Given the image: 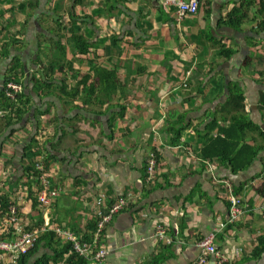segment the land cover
<instances>
[{
	"label": "crops",
	"instance_id": "crops-1",
	"mask_svg": "<svg viewBox=\"0 0 264 264\" xmlns=\"http://www.w3.org/2000/svg\"><path fill=\"white\" fill-rule=\"evenodd\" d=\"M240 1L199 0L197 13L179 17L175 6L164 0H37L35 7L27 5L29 0H0L3 34L21 37L23 46L11 52L20 58V82L32 101L24 120L15 125L17 130L10 133L0 126V193L9 194L28 227L37 226L39 217L48 214L52 224L80 236L90 231L97 207L126 196L128 205L103 233L107 264H198L197 242L211 232L219 254L227 259L223 264H264V247L255 254L264 237V197L257 192L264 181V139L258 135L264 133V30L256 27L264 11L255 17L250 10L240 29L222 24ZM59 2L62 10L57 14ZM21 3L26 6L20 8ZM112 3L116 7L109 13ZM69 11L79 15L74 30L91 43L89 59L75 55L63 76L54 69L52 86L37 93L31 77L41 69L37 58L44 66L48 62L42 54L49 50L44 37L63 32L56 20L60 15L65 25ZM219 46L234 51L223 57ZM9 59H1V74ZM111 64L120 82L126 83L122 92L111 95L127 98L122 116L119 106L83 104L82 87L76 96H66L59 88L64 85L70 91L81 73L92 79L95 65ZM233 83L242 90L244 114L258 127L246 130L241 141L257 147V155L237 171L226 161L199 155L206 125L213 118L220 126L229 123L222 120L221 108ZM183 112L188 127L175 145L164 130V120ZM34 131L52 155L46 174L60 189L48 208H31L20 179L23 146ZM217 133L213 129L206 137ZM153 149L158 162L152 183L146 184L144 166ZM221 180L230 183L242 200V214L233 223L227 222L229 203ZM157 224L167 228L171 244L157 238ZM7 227L5 214L0 217V232ZM47 252L40 244L38 255ZM217 261L208 255L204 264ZM1 264L12 263L4 257Z\"/></svg>",
	"mask_w": 264,
	"mask_h": 264
},
{
	"label": "trees",
	"instance_id": "trees-1",
	"mask_svg": "<svg viewBox=\"0 0 264 264\" xmlns=\"http://www.w3.org/2000/svg\"><path fill=\"white\" fill-rule=\"evenodd\" d=\"M208 3L209 2H206L205 5ZM256 3V0H241L234 4L225 14L221 23L232 29H240L241 25L249 19L250 10L254 9L253 13L255 17L260 14L259 12L262 10L264 11V4L260 3L261 5L259 4V6H256ZM27 5L35 7L37 5V0H29ZM25 6L26 3H21L19 7L23 8ZM115 7V3L109 4L108 11L115 9ZM58 9L62 10L60 2L56 4L54 12L57 13ZM59 17L60 15L58 16V20ZM78 17L79 15H77L75 11L73 13L69 11V20L65 25H62L60 20H56L57 27L61 28L63 32H59L60 30H58L55 38L44 37L43 42L47 44L49 50H44L42 54L48 62H46V65L44 66L40 58H37V62L41 66V69L38 76L33 74L31 77L34 90L37 93L48 90L52 86V74L54 73V69L57 68L59 76H63L64 67L69 64L68 62L71 61V58L75 55L79 58L84 59L87 57L89 59V47L91 46V43L82 33L74 30V24ZM256 27L258 30H264V18L257 22ZM3 32L4 28L0 27V61L2 58L10 59L7 63L6 71L3 74L0 73L3 80L2 87H0V110H8V112L0 118V126L5 130H8L10 133H13L17 130L15 125L20 124L24 120V116L30 111L32 101L31 96L25 93L24 89L21 93L17 94L15 100L10 99L5 94L4 86L7 81L21 80L20 77L23 74V65L19 56L14 55L11 52V49L13 50L15 47L23 45L21 44L20 36L4 35ZM63 40H65L64 43ZM115 40L116 38H114L113 42H116ZM75 51L76 53H74ZM233 51V49L226 48V46H219V54L223 57H228ZM119 54L120 52L118 55ZM92 70L94 78L90 79V74L83 75L81 73L79 81L72 90H67L64 85L59 87L60 90L64 91L66 96H76L79 93V88L82 87V93L84 92L85 95L81 98L83 104L90 105L93 103L100 106L107 103L109 107L119 106L121 109L120 116H122L125 109L123 103L127 98L124 97L123 94L117 99L111 97V95L116 91L122 92L123 86H126V83L120 82L115 65L111 64L109 67L108 65H95ZM73 71L74 70L72 69V74L74 73ZM131 81H133V79ZM92 95H94V97H92ZM243 99L244 97L241 88L237 83L231 84L229 86V98L223 108H221L222 120L228 121L229 123L226 127L220 126L217 119L213 118L209 124L206 125V136L213 129L217 130L218 133L215 137L210 139L206 136L202 138L204 142L199 152L202 159L208 161L213 159L226 161L234 171H237L246 168L255 155H257V147L241 142L245 140L244 133L246 130L255 131L258 128L244 114ZM226 112H229L230 115L228 116ZM223 113H225V115ZM187 127L188 123L185 120V112L181 114L178 113L177 117H173V115L169 114L164 120V130L171 135L170 142L175 145L181 142V134ZM36 129L38 128L36 127ZM37 135L38 131H34V133L29 136L28 142L24 143L22 153L24 159L22 168L23 174L20 177L22 180L21 183L27 188V199L29 200L32 209H35L37 205H39L37 190H34L33 186H38V189L41 188L39 180L41 172L36 169V163L41 162L44 171H46L49 159L52 158L51 153L45 147V143L38 140ZM258 135L264 139V133L258 131ZM149 155H155L156 162H158L157 152L154 149ZM145 168L146 167L144 166V171ZM145 177L146 173L144 181ZM148 192L149 190H146V194ZM257 192L264 197V181L257 188ZM13 204L14 202L11 200L9 194L0 193V217L5 214L7 217L10 207ZM41 217H39L40 220L36 223L37 225L42 223L43 219ZM94 226L95 221L91 223L90 231L88 232L85 230L84 233L80 235V238L86 241L91 240ZM259 241L261 242L260 246L255 248L256 255L264 247V237ZM42 243L48 248V252L38 255V249ZM62 260H64L66 264L88 263L86 258L80 256L73 250L71 242L62 241V239L58 238L55 232L51 229H47L39 236L34 246L29 251L19 255L16 264H58V262Z\"/></svg>",
	"mask_w": 264,
	"mask_h": 264
},
{
	"label": "built area",
	"instance_id": "built-area-1",
	"mask_svg": "<svg viewBox=\"0 0 264 264\" xmlns=\"http://www.w3.org/2000/svg\"><path fill=\"white\" fill-rule=\"evenodd\" d=\"M164 3L165 5H174L176 13L179 17L193 15L197 13L199 9V0H164ZM189 75L190 72H187L186 77L188 78ZM186 80L183 82L184 87L187 86ZM4 89L7 97L15 100L17 94L22 92L23 85L20 81L9 80L5 84ZM7 112L8 110H1L0 114L5 115ZM145 163V182L146 184H151L155 176V169L157 165L156 156L149 155ZM36 169L41 172L39 176L41 188L38 189V186L35 185L33 188L34 190H37L39 205L48 208L50 207L53 199L58 196L60 189L52 186L51 180L46 174V171H44L41 162L36 163ZM220 182L226 189V199L229 203V217L227 222L233 223L237 221L242 214V200L239 196L233 193L230 183L226 180H221ZM128 203V198L126 196H122L108 205H100L97 207L93 213V218L95 220V226L92 232L93 236L89 241L82 240L80 236H77L69 229L52 224L48 214L43 216L41 224L28 227V225L24 223L22 218L18 215L17 207L13 204L10 207L8 216L6 217V223L9 227H7L3 232L8 233L10 237L5 239L2 237L3 233L0 232V264L4 262V257L9 258L12 264H16L19 255L29 251L34 246L39 236L47 229H51L55 232L58 238L62 239V241L71 242L73 250L80 256L86 258L88 261H92L95 264H107L105 259L108 255V250L103 243L104 230L113 217L119 211L123 210ZM220 225L223 227L222 223ZM156 235L157 238L164 244L172 243L173 237L167 233V228L164 225L157 224ZM214 237L215 233L211 232L197 242V245L201 249V254L197 261L198 264H204L208 255H214L218 259L217 264H223L227 260L226 257L224 258L219 254L213 242Z\"/></svg>",
	"mask_w": 264,
	"mask_h": 264
}]
</instances>
